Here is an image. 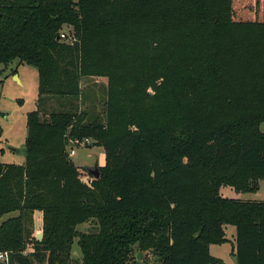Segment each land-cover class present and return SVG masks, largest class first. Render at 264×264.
Wrapping results in <instances>:
<instances>
[{"label":"trees","instance_id":"trees-1","mask_svg":"<svg viewBox=\"0 0 264 264\" xmlns=\"http://www.w3.org/2000/svg\"><path fill=\"white\" fill-rule=\"evenodd\" d=\"M15 60L38 99L25 162L0 161V264H225L210 246L227 225L237 264H264V202L221 192L264 179V0H0V63ZM85 138L99 177L68 154Z\"/></svg>","mask_w":264,"mask_h":264},{"label":"rangeland","instance_id":"rangeland-1","mask_svg":"<svg viewBox=\"0 0 264 264\" xmlns=\"http://www.w3.org/2000/svg\"><path fill=\"white\" fill-rule=\"evenodd\" d=\"M63 32L70 34L71 27L63 28ZM16 69L14 75L13 70ZM0 161L4 163L23 164L25 162V141L27 136V114L36 109L38 99V83L39 76L36 67L29 64H19L17 60L9 65L0 63ZM84 89L89 88L92 93H103L106 91V80L103 78H88L83 82ZM152 94L154 92L150 90ZM105 96V94H104ZM104 98L100 100H90L83 103V109H87L91 104H95V111L103 113ZM53 104V108H57ZM264 131V124L262 125ZM77 166L81 169L93 168L97 160L99 166L103 165L106 158L105 150L102 146L94 145L91 142L82 144L76 148V153L70 156ZM226 189L233 190L230 186ZM224 192L226 193L227 191ZM35 218L40 221L43 219L41 212L35 213ZM39 222V221H38ZM38 222H36L38 224ZM37 226V225H36ZM92 228L90 224L84 223L78 226L79 230L88 231ZM37 231H42L36 228ZM227 242L222 244H213L210 246L211 253L215 256L223 258L226 264H237L235 256L231 254L232 245L235 242L236 227L234 225L226 226ZM133 253L132 263L144 261L148 264H163L159 256L153 252H149L138 260L137 255ZM72 256L75 259H82V253L75 240L72 247ZM146 257V258H145ZM145 259V260H144Z\"/></svg>","mask_w":264,"mask_h":264},{"label":"crops","instance_id":"crops-1","mask_svg":"<svg viewBox=\"0 0 264 264\" xmlns=\"http://www.w3.org/2000/svg\"><path fill=\"white\" fill-rule=\"evenodd\" d=\"M16 74V73H15ZM14 74V75H15ZM16 76H17V74H16ZM264 124V122L261 124V126H260V128H261V131H263L262 130V125ZM264 132V131H263ZM105 163V162H104ZM259 183H260V185H259V189L258 190H256V191H254V192H236L235 191V193H233L232 191H231V189H226V188H224L225 186H223L222 188H221V192H222V194L224 195V196H227V197H231V198H237V199H241V200H243V201H251V202H264V179H261L260 181H259ZM224 189H226L225 191H227L226 193L224 192ZM234 190V189H233ZM40 212V211H39ZM42 213V212H41ZM36 215V214H35ZM35 215H34V223H35V227L37 228V229H40L41 227H42V225H43V219L40 221L39 219H36L35 218ZM43 215V214H42ZM39 221V222H38ZM36 222H38V224L36 223ZM37 225V226H36ZM211 245H213V244H211ZM234 246H235V242H234V244L232 245V250H233V248H234ZM210 250H211V248H210ZM232 250H231V254H232ZM215 256V255H214ZM233 256H235V255H233ZM216 257H219V256H216ZM219 258H221V257H219ZM223 259V258H222ZM235 259H236V257H235ZM224 260V259H223ZM224 262H225V260H224ZM236 263H237V260H236ZM225 264H226V262H225Z\"/></svg>","mask_w":264,"mask_h":264},{"label":"built area","instance_id":"built-area-1","mask_svg":"<svg viewBox=\"0 0 264 264\" xmlns=\"http://www.w3.org/2000/svg\"><path fill=\"white\" fill-rule=\"evenodd\" d=\"M65 33V32H64ZM64 33H61V37H66ZM67 34V33H66ZM68 35V34H67ZM91 142V139L85 138L83 140H71V146L68 148L69 156H72L76 153V148L82 144H88ZM0 259L5 263L8 262V255L6 252H0Z\"/></svg>","mask_w":264,"mask_h":264},{"label":"water","instance_id":"water-1","mask_svg":"<svg viewBox=\"0 0 264 264\" xmlns=\"http://www.w3.org/2000/svg\"><path fill=\"white\" fill-rule=\"evenodd\" d=\"M41 121H42V119H41ZM88 171L94 177H99L100 176L99 161L97 160V162L95 163V166L93 168H88ZM36 237L38 238V240L41 241L43 239V231H37ZM142 258H143V252L139 251L137 253V259L141 260ZM48 264H50V260L48 261Z\"/></svg>","mask_w":264,"mask_h":264}]
</instances>
